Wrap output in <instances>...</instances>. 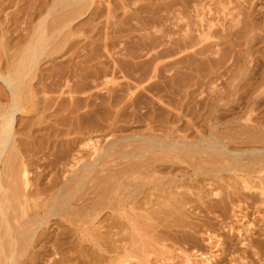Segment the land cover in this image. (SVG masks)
I'll list each match as a JSON object with an SVG mask.
<instances>
[{
	"label": "bare ground",
	"instance_id": "obj_1",
	"mask_svg": "<svg viewBox=\"0 0 264 264\" xmlns=\"http://www.w3.org/2000/svg\"><path fill=\"white\" fill-rule=\"evenodd\" d=\"M240 1L243 4L251 0ZM99 2L103 8L97 14L103 16L105 24L115 23L114 31L121 29L118 23L125 22L124 17L122 21L111 17L120 4L123 9L126 7L124 0H52L44 13L23 30L22 42L17 41L12 47L0 25L4 55L0 79L6 88L4 100L0 99V264H37L38 247H33L40 242L48 250L44 259L48 263L44 264H105V255L98 252L101 250L115 254L109 256L107 263L129 264L133 259L130 245L114 244L122 240L129 243L130 229L133 231L135 224L130 212L182 208L194 202L204 204L203 193L211 183L200 184L195 177L217 169L216 162L238 179V186L234 184L225 195L229 203L231 194L251 191L264 197V148L226 147L217 130V126L223 125L218 114H214L216 125L210 124L207 135L198 128H194L197 136L192 139L187 133L193 126L191 116L199 110L190 105L189 91L203 83L213 84L217 89L213 99L198 100L207 107L208 114L220 105H228L233 113L238 98L244 99V113L253 111L251 104L258 98L251 89L263 87L264 71L255 77V71L249 70L253 68V64L249 65L252 56L239 63L217 46L221 39L230 45L235 41L232 36L237 39L250 36L257 26L250 14L254 7L251 9L249 4L240 7V3L236 16L232 15L226 27L206 18L203 1L193 8L192 1L188 7L193 9L194 15L190 16L196 20L191 27L188 26L191 23L184 24L188 19H180L182 11L177 7L187 0H157L152 7L157 11L165 9L163 20H171L172 27L161 22V26L158 22L155 26L151 17L146 22L147 31L146 24L139 27L145 32L138 33V40L134 41L138 47L118 52L122 53L120 57L113 56L114 52L105 47L99 55L92 48L84 53L83 59L73 62L76 68L62 69L48 82L42 81L38 74L41 59L55 55L61 48L69 49L73 45L72 35L79 31L72 30L71 22ZM169 11L171 16L167 14ZM242 15L247 21L235 29L241 24ZM182 19L184 23L179 25ZM107 35L103 32L100 40L104 46ZM88 60H95L94 65L85 64ZM225 75L227 89L222 91L213 82ZM34 77H38L40 88L32 87ZM240 82L242 91L236 95ZM198 101L195 99L196 104ZM30 110L36 111L39 118L30 120L25 132L15 129L16 113ZM33 124L37 125L31 128ZM137 125L143 129H136ZM42 129L45 133L41 137L45 140L53 136L51 140L55 143L48 144L51 149L44 164L50 167L44 172L46 181L40 185L31 167L30 147L39 137L36 131ZM263 129L264 123H260L242 131L247 135L242 142H264ZM30 143V147H24ZM181 162L187 167L178 174L174 165ZM105 209L111 219L97 223L100 211ZM139 216L143 218L144 214ZM234 216L238 226L231 225L229 229L240 234L250 232L253 221L244 214ZM48 223H54L55 227L43 230L48 229ZM43 235L47 236L44 240ZM207 239L217 242L222 238L216 234L208 235ZM84 241L92 249H86ZM217 246L219 243L213 246L216 252L213 256L211 252L197 251V257L202 258L199 263L211 264L220 254ZM185 258L189 262L192 256Z\"/></svg>",
	"mask_w": 264,
	"mask_h": 264
},
{
	"label": "rangeland",
	"instance_id": "obj_2",
	"mask_svg": "<svg viewBox=\"0 0 264 264\" xmlns=\"http://www.w3.org/2000/svg\"><path fill=\"white\" fill-rule=\"evenodd\" d=\"M51 1L52 0H0V25L2 26V28H4V33L6 32L5 34L9 46L12 47V45L17 43V41H20V43L22 42L21 37H23V35L25 34V31L23 30L28 27L29 23H31L32 21V23H34L35 20H37L36 18L44 13L46 6ZM155 1L157 2V0H124L126 4L124 6L126 7H124L123 9V6H120V4L114 11V15L111 17L115 18V20L117 21H122L124 17L123 21L125 22L118 23L120 24L119 26L121 27V29L116 31L113 30V25H116L115 23H113L112 25L111 23L110 25L108 23L106 25L105 19H102L103 16H100L99 13L97 14V11L99 12V10L103 8V4L101 2L95 4L94 7H91V9L87 10L83 15L79 16L77 19L71 22V27L74 32L79 29V31L71 37L73 45L67 50H65V48H61V50L56 52L55 55L53 53L52 55H48V58L47 56H45L43 59H41L42 62L40 61L39 66L40 71L38 72L39 77L43 79L42 81L48 82L52 77H56L55 75L62 71V69L66 70L67 68H76L74 61H78L79 58L83 59V57H85L84 53L88 52L92 48H94L95 52H97L96 54L99 55L98 52H102L103 48L105 47L108 52H114L112 54L113 56L120 57L122 53L119 54L118 52L125 53V50L133 49L135 48V46H139V44L134 43V41L138 40V33L140 34L144 31V29H141V25L146 24V22H149V20L151 21V17L154 22H156L154 23L155 26L158 25V23L160 24L161 22L168 27H172V22L170 23L171 20H163V15H165L166 13L165 9L160 8V10L157 11L154 10V7H152L156 5L153 4ZM202 1L207 4V6H204L205 4H200V2L202 3ZM116 2L120 3L121 1ZM197 2V0H195V3L194 0H187L188 4L186 2H183V6L177 4V7L181 8L180 10L182 11L180 19H188V22L186 19H184L186 20L184 21L185 23L183 22V19L180 20L179 25L181 22H183L185 25L187 23H191L187 25H191V27H193L196 17L192 16L194 15V13L193 9H191L190 7L192 6L193 8L194 5L198 3L200 6H203L204 10H206L204 11L206 18H208L210 21L212 19L214 23L218 22L217 24L219 25L224 24L226 27L228 26L231 17H233L232 15H234V17L236 16L239 8L238 6L241 5L240 7H246L249 4L251 6V9L254 7V11L252 9V12L250 14H253V17L255 18L254 23L257 26H255L256 28L252 31L251 34H249L250 36H245L243 38L240 37L238 39L235 36H232L235 41H233L232 39L233 42H231L230 45L223 43L222 39V43H219L220 40L218 38L219 41L217 48L221 47L219 48L220 51L232 54V59L236 58L238 59V62H242L245 58H250L252 56L253 60L249 63V65L253 64V68L249 70H251V72L255 71V77H257L262 71H264V0H251L247 1L246 3L244 2L243 4L240 0H200V2ZM250 2L256 3L252 4ZM244 4H246V6H244ZM188 5L191 6L188 7ZM199 5L198 8L200 7ZM207 7H210L211 9H208ZM150 11L152 13H150ZM93 12H95V14ZM191 13L192 15L190 16ZM157 14L158 16H156ZM167 14L169 16L172 15L170 11L167 12ZM244 17L243 15L240 16L242 22L241 24L236 25L234 27L235 29L240 28L244 20L247 21V18ZM184 24L181 25H183L184 27ZM148 25L149 24H146V26L144 25L146 27L145 30L147 29ZM175 27L176 26H174L173 29ZM215 28L218 29L219 27L216 25ZM103 32H107L108 34L105 41V46L102 44L103 40L100 41ZM218 34L219 36L222 35L220 33ZM216 35L215 37H217ZM244 38H246L247 40L244 41ZM3 57L4 55L2 54V47L0 46L1 69H3L4 67L1 62ZM138 59L140 58H134V60ZM91 61L88 60V62H85V64L92 63L91 66H93L95 60ZM37 78L38 77H34L31 80V85L34 88H40L41 86L40 83H37ZM225 78L226 75L225 77L221 79L218 78L213 82L214 84L218 83L217 86H221L222 91H225V89H227L228 81H224ZM253 80L254 79H252V81ZM234 82L236 83L237 80H235ZM223 86H225L226 88ZM3 87L4 86L2 84V80L0 79L1 100H4L3 94L5 93L4 90H6V88ZM212 87L213 84L211 85L209 83H203L202 85H200V87H196V89H190L189 91L188 100H190V105L193 108H199L197 113L200 114L199 116H197L196 113L191 116L194 118L192 120L194 127L192 126L187 131L189 138L192 139L193 137L197 136V133H195V129L197 128L203 135H207L210 124H213L215 121L214 114H218L219 118L221 117L218 120H220V122L222 121L223 125H221V127L217 126V130L220 134H222V142L226 147H228L229 149L232 148L242 150H245L248 147L252 146L257 148H264V142L255 144H244L242 142L243 139H246L247 136L246 134L242 133V131L257 126L260 123H264V93H262L264 92V83L263 87L261 86L257 90L250 88L252 92L254 91L253 96L256 95L258 98L256 102L252 103L253 105L251 104V106L253 107V111L250 114L244 113L246 107V105L242 103V101L244 102V99L238 98L239 100L238 103L234 105L235 109L233 108V113L228 110V105H220L214 108L216 112L214 111V109H211L209 115L206 111L207 107L203 106L204 104L202 103L200 104L199 101H204L207 99V97L213 99L216 96L217 89L215 87ZM237 87L239 88V91H237L236 95L242 91L241 88L243 87V82H240ZM195 99L196 101L199 100L197 102L198 104H196ZM243 104L244 107H242ZM248 108H250V105L248 106ZM235 111H237L238 114ZM38 118L39 115L36 114V111L30 110L29 113H25L23 111H21L20 113L18 112L16 113V120L14 123L15 129L21 130V132H25L27 130L25 125L30 122V120L33 121ZM224 122L226 123L224 124ZM36 125L37 124H33V126L31 125V128L36 127ZM38 127H41V124H38ZM134 127L138 130L143 129L141 125H137ZM44 133V129L36 131V134L39 135V137L43 136ZM18 135L21 137H25V135L20 133ZM52 137L53 136H50L45 140L43 137H41V139L37 138L35 142H33L32 148L30 147L32 143L25 144L24 146L30 147V149H32L33 151V154L30 156L32 158L31 167L32 170H35L36 173L34 174H36L35 176L38 177L36 179V182L37 180H39L38 183L40 185L46 181L44 172L50 167V165L45 166L44 163L48 159L46 158V156L51 149L48 147V144L52 141ZM40 141L41 144L39 145ZM52 143H55V141H52ZM52 149L54 150V148ZM215 165L219 167H217V169H215L214 171H211L212 173L208 171L207 174H203L204 176L198 175L197 177H195L200 184L206 181L211 183V187L204 190V198L202 199L205 200L204 204L194 202L192 206H186L182 208L166 207L164 209L132 210L130 212V218H132V221L135 223L133 231L130 229V244L126 240H122L114 244V246H120L123 244L130 245L129 252L132 253L133 259L130 260L129 264H187L188 261L185 258L186 256H189V258L192 256V259H189L190 261L188 262V264H200L199 262L202 260V258H200V256L199 258L197 257L199 253L201 251L207 253L211 252V256H213V253H216L213 250V246L217 243H219V246H217V248L219 249L220 254L217 255L216 259H213L211 264H264V197L256 195V192L251 193V191L244 194H231L232 199L229 203L230 199L226 198V196L229 194L228 192L231 191V187L234 184L238 186L236 182L238 181V179L232 173L225 172V167L222 166V164H218L216 162ZM41 167L43 169H41ZM174 167L176 168L175 172L180 174L182 173V171H184V168H186L187 165L181 162L175 164ZM190 169H192V167ZM236 173L238 174V172ZM211 176L213 177L211 178ZM137 213L144 214L143 218H140L139 214ZM240 214L246 215L248 220L251 219L253 221V226L248 233L242 232V234H240L234 229H229V226L231 225L234 228H237L236 226H238V224L235 223L234 215L238 216ZM108 217L110 216L107 209L103 210V212L100 211L96 222L98 223L99 221H102L106 223L111 219ZM47 225H49V223ZM54 227L55 224L51 223L48 229L43 230L49 231V229L52 230ZM239 230H242L241 226L239 227ZM216 234L220 235L222 239L217 242H213L214 240L212 239L211 242H208V235L213 236ZM49 235L50 233L47 234V236ZM47 236L42 237V240L46 239ZM105 239L109 240L108 237ZM40 244L41 242L33 247L34 249L38 247V249L36 250L35 260L37 261V264L48 263V261L46 262L44 260L46 258V253H48L47 246L42 247ZM83 244H85L86 249H92V245L89 242L84 241ZM252 246L258 249H253ZM101 251H103L104 253ZM101 251L98 252L102 253L106 257V260H104L103 263H105L106 261L105 264H110L107 263V261L109 260L108 258L109 256L111 257L115 254L107 251L105 253V250ZM178 251H181V253L178 254ZM50 256H53V254H51ZM182 256H184V258Z\"/></svg>",
	"mask_w": 264,
	"mask_h": 264
}]
</instances>
